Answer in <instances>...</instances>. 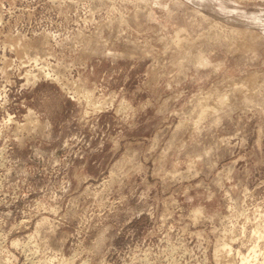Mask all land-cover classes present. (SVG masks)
<instances>
[{
  "label": "rangeland",
  "instance_id": "rangeland-1",
  "mask_svg": "<svg viewBox=\"0 0 264 264\" xmlns=\"http://www.w3.org/2000/svg\"><path fill=\"white\" fill-rule=\"evenodd\" d=\"M248 262L264 0H0V264Z\"/></svg>",
  "mask_w": 264,
  "mask_h": 264
},
{
  "label": "bare ground",
  "instance_id": "bare-ground-1",
  "mask_svg": "<svg viewBox=\"0 0 264 264\" xmlns=\"http://www.w3.org/2000/svg\"><path fill=\"white\" fill-rule=\"evenodd\" d=\"M45 75V74H44ZM263 227V226H262ZM258 231V230H257ZM255 232H256V229H255ZM238 235V234H237ZM245 235V234H244ZM238 237V236H237ZM236 238V237H235ZM251 238V237H250ZM237 239V238H236ZM231 240V239H230ZM242 240V239H241ZM260 242V241H259ZM252 244V243H251ZM231 245V244H230ZM242 245H244V244H242ZM238 246V245H237ZM241 246V245H240ZM252 247V246H251ZM231 248V247H230ZM246 248V247H245ZM251 249V248H250ZM239 250V249H238ZM254 250V249H253ZM253 250H252V252H253ZM237 252V251H236ZM242 252V251H241ZM244 254V253H243ZM248 254V253H247ZM256 254V253H255ZM229 255V254H228ZM232 255V254H231ZM235 256H236V254H234ZM254 255V254H253ZM256 256V255H255ZM233 257V256H232ZM240 257V256H239ZM246 257V256H245ZM254 257V256H253ZM241 258H242V256H241ZM248 258V257H247ZM251 259H252V257H251ZM256 259V258H255ZM253 261H254V258H253ZM34 262V261H33ZM239 262H240V260H239ZM245 262V261H244ZM247 262V261H246ZM228 263V262H227ZM230 263V262H229ZM248 264H249V262H248Z\"/></svg>",
  "mask_w": 264,
  "mask_h": 264
}]
</instances>
